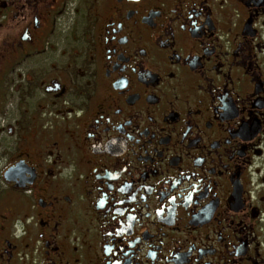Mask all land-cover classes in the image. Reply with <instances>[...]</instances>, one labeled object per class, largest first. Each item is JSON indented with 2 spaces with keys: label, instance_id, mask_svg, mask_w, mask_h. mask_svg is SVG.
<instances>
[{
  "label": "flooded vegetation",
  "instance_id": "1",
  "mask_svg": "<svg viewBox=\"0 0 264 264\" xmlns=\"http://www.w3.org/2000/svg\"><path fill=\"white\" fill-rule=\"evenodd\" d=\"M0 264H264V0H0Z\"/></svg>",
  "mask_w": 264,
  "mask_h": 264
}]
</instances>
